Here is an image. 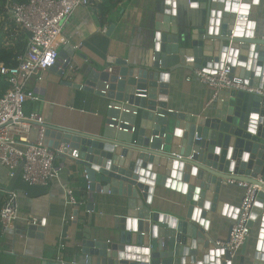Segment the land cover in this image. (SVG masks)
<instances>
[{
  "label": "water",
  "instance_id": "water-1",
  "mask_svg": "<svg viewBox=\"0 0 264 264\" xmlns=\"http://www.w3.org/2000/svg\"><path fill=\"white\" fill-rule=\"evenodd\" d=\"M177 5L197 10L193 26L178 24ZM258 14L259 0H166L164 18L157 16L151 63L130 67L123 77L70 44L59 50L53 68L60 67L63 82L101 95L106 85L107 91L117 88L110 102L117 108H108L97 134L44 125L43 142L63 147L59 157L82 167L89 211L93 193L125 202L118 203L122 212L110 229L80 242L78 256L49 264H233L235 257L208 233L207 220L209 212L225 210L229 198L221 190L227 186L245 182L264 190V96L221 90L213 111L185 114L167 108L166 70L227 63L239 82L264 91V21ZM73 55L86 64L76 65ZM136 123L137 133L130 132ZM230 210L238 213L239 206L231 205L227 215ZM259 214L261 228L245 264H264L263 191L257 192L252 223ZM245 261L243 255L239 264Z\"/></svg>",
  "mask_w": 264,
  "mask_h": 264
},
{
  "label": "crops",
  "instance_id": "crops-1",
  "mask_svg": "<svg viewBox=\"0 0 264 264\" xmlns=\"http://www.w3.org/2000/svg\"><path fill=\"white\" fill-rule=\"evenodd\" d=\"M95 1L91 0L87 6L74 10L63 26L65 43L58 50L70 44L88 60L106 67H116L117 77L125 76L121 73L130 67L141 68L150 64L157 16L164 18L161 14L166 0H123L103 21L97 16ZM177 8L178 5V24L193 26L197 10L189 9L186 5ZM258 16L263 22L264 0H259ZM160 24L164 22L160 20ZM72 59L76 65L86 64L81 56L73 55ZM107 59L125 60L126 65L111 64ZM59 70L60 67H52L45 75V80L38 85L34 80L29 81L27 87L38 92L40 99L26 100L23 105L25 113H38L45 125L97 134L105 123L108 104L119 93L117 88L107 91V95L74 88L63 82ZM168 71V109L194 115H206L215 109L216 98H212V88L192 75V69ZM242 72L238 74L242 76ZM234 78L243 80L240 76ZM137 130L136 123L134 133ZM32 132L35 136L37 128ZM49 140L54 142L56 139L50 137ZM59 153L54 164L62 167L64 184L79 202L74 206L66 205V192L59 184L28 185L18 176L8 177L6 169L0 165V184L18 191L19 216L14 230L0 231V264H49L55 260L70 262L76 253L78 256V245L84 238H89L93 232L100 235L110 229L122 212L118 209V203H124V199L102 192L93 193L94 204L89 211L87 202L92 200L82 167L74 164L69 157L61 159ZM243 191L237 185L221 190L229 198L224 202L226 208L218 214L209 212L207 220L208 233L215 241L227 239L237 213L230 210L227 215L226 212L231 205L239 206ZM2 202L3 197H0V206ZM260 217L259 214L253 221L250 235L237 252L233 264H239L243 255L246 260L244 264L247 262L246 255L254 248L261 228ZM31 218L37 220L36 225L29 223Z\"/></svg>",
  "mask_w": 264,
  "mask_h": 264
},
{
  "label": "built area",
  "instance_id": "built-area-1",
  "mask_svg": "<svg viewBox=\"0 0 264 264\" xmlns=\"http://www.w3.org/2000/svg\"><path fill=\"white\" fill-rule=\"evenodd\" d=\"M91 0H28L25 3H8L7 13L12 22L27 32L25 50L17 55L14 65L0 63V75L9 87L0 97V165L6 169L10 178L18 176L25 184L49 186L57 183L66 192V205L74 206L76 200L70 188L65 186L61 177L62 167L55 165V157L62 148L53 149L44 144V121L35 112L25 113L23 105L26 100H39L40 94L27 87L34 80L38 85L45 80L47 72L55 65L58 48L65 43L62 30L65 22L75 9L90 4ZM76 49V48H74ZM194 75L201 83L212 88V98L221 90L237 89L247 93L262 94L259 87L239 82L231 74V66L224 64L221 68L202 67L193 69ZM107 95V85L101 90ZM108 108L113 107L111 103ZM135 114V112H133ZM128 125V123H125ZM37 133L33 137V129ZM119 130L128 131L126 128ZM131 127L130 132H134ZM264 183V178L260 179ZM243 188V195L233 224L226 240H217L216 244L234 258L250 235L252 226V208L256 202L260 187L245 182H237ZM87 182V191H88ZM0 231H12L18 219V191L5 188L0 184ZM30 224L37 220L31 218Z\"/></svg>",
  "mask_w": 264,
  "mask_h": 264
},
{
  "label": "trees",
  "instance_id": "trees-1",
  "mask_svg": "<svg viewBox=\"0 0 264 264\" xmlns=\"http://www.w3.org/2000/svg\"><path fill=\"white\" fill-rule=\"evenodd\" d=\"M28 0H0V62L5 65H14L15 58L26 47L28 34L16 26L7 14L8 3H25ZM123 0H97L95 8L98 18L103 21ZM8 88V82L0 76V97Z\"/></svg>",
  "mask_w": 264,
  "mask_h": 264
},
{
  "label": "rangeland",
  "instance_id": "rangeland-1",
  "mask_svg": "<svg viewBox=\"0 0 264 264\" xmlns=\"http://www.w3.org/2000/svg\"><path fill=\"white\" fill-rule=\"evenodd\" d=\"M32 136L34 137V133L32 134Z\"/></svg>",
  "mask_w": 264,
  "mask_h": 264
}]
</instances>
